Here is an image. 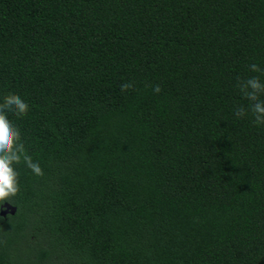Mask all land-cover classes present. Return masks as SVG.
Segmentation results:
<instances>
[{
  "label": "trees",
  "instance_id": "obj_1",
  "mask_svg": "<svg viewBox=\"0 0 264 264\" xmlns=\"http://www.w3.org/2000/svg\"><path fill=\"white\" fill-rule=\"evenodd\" d=\"M252 63L264 0H0V101L44 173L14 165L0 264H264Z\"/></svg>",
  "mask_w": 264,
  "mask_h": 264
},
{
  "label": "clouds",
  "instance_id": "obj_2",
  "mask_svg": "<svg viewBox=\"0 0 264 264\" xmlns=\"http://www.w3.org/2000/svg\"><path fill=\"white\" fill-rule=\"evenodd\" d=\"M249 70L254 73L264 74V69L256 63L249 66ZM121 91L125 92L134 87L132 82L121 84ZM236 87L241 95L249 101L245 108L243 105L234 110L238 118H242L251 112L253 123L257 126L264 125V82L259 76H251L246 79L237 78ZM160 85H155L153 91L159 93ZM29 111L28 103L15 93H8L0 101V201H11L20 191L18 176L19 173L14 165L23 162L28 169L36 176H43V170L38 162H33L32 157L27 153L22 142L21 132L8 118L7 113H12L20 118L27 115ZM0 240V243H3Z\"/></svg>",
  "mask_w": 264,
  "mask_h": 264
},
{
  "label": "water",
  "instance_id": "obj_3",
  "mask_svg": "<svg viewBox=\"0 0 264 264\" xmlns=\"http://www.w3.org/2000/svg\"><path fill=\"white\" fill-rule=\"evenodd\" d=\"M17 211V207L12 205L9 202H5L0 210V215L6 216L8 213L15 214Z\"/></svg>",
  "mask_w": 264,
  "mask_h": 264
}]
</instances>
